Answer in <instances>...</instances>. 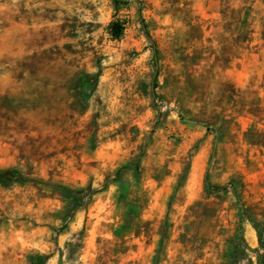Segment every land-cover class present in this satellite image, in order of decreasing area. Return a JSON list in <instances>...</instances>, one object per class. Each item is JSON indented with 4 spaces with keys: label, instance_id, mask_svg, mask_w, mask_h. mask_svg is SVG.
<instances>
[{
    "label": "rangeland",
    "instance_id": "374dc122",
    "mask_svg": "<svg viewBox=\"0 0 264 264\" xmlns=\"http://www.w3.org/2000/svg\"><path fill=\"white\" fill-rule=\"evenodd\" d=\"M6 168L0 264H264V0H0Z\"/></svg>",
    "mask_w": 264,
    "mask_h": 264
},
{
    "label": "trees",
    "instance_id": "16d2710c",
    "mask_svg": "<svg viewBox=\"0 0 264 264\" xmlns=\"http://www.w3.org/2000/svg\"><path fill=\"white\" fill-rule=\"evenodd\" d=\"M112 3H113V6L116 8L118 3H119V0H112ZM109 27H110V32L113 35V37H118L120 35L122 26H121V23L118 22V20L110 21L109 22ZM146 37L148 39H150L148 34H146ZM153 53L155 54V49L153 50ZM202 124H203V126L206 129H209V127H212L211 124L206 123V122H203ZM212 129H213L214 132L216 131L215 128L212 127ZM136 168H137V164L134 165V169H136ZM12 179H16L19 182L25 181V180L22 179V177L19 174V172L17 170H15V169L6 168V169H3V170H0V184L5 185L8 182H10ZM205 185H206L207 188L212 189V190H222V189L225 188L224 185L218 186V185H214V184H209L207 182H206ZM62 189L64 191H66V193H69V194L72 193L70 190H67L66 188H62ZM233 191H234V194H236L235 190H233ZM257 264H261V261H260L259 258H258Z\"/></svg>",
    "mask_w": 264,
    "mask_h": 264
},
{
    "label": "water",
    "instance_id": "95a60500",
    "mask_svg": "<svg viewBox=\"0 0 264 264\" xmlns=\"http://www.w3.org/2000/svg\"><path fill=\"white\" fill-rule=\"evenodd\" d=\"M182 119L185 121L191 122V123L197 122L196 120H193V119H188V118H182Z\"/></svg>",
    "mask_w": 264,
    "mask_h": 264
}]
</instances>
